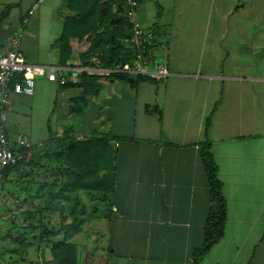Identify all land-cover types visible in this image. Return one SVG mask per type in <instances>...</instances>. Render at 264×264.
Wrapping results in <instances>:
<instances>
[{
	"label": "crops",
	"instance_id": "1",
	"mask_svg": "<svg viewBox=\"0 0 264 264\" xmlns=\"http://www.w3.org/2000/svg\"><path fill=\"white\" fill-rule=\"evenodd\" d=\"M35 1L0 0V53L10 51L12 37L22 30L20 50L26 58L41 51L42 36L49 38L42 53L49 48L55 53L53 59L29 62L83 67L79 54L89 47L85 40L72 39V57L67 65L59 64L56 41L64 17L72 15L66 0H42L23 26L22 17ZM138 21L168 37L167 47L153 52L167 62L169 76L164 80L129 76L130 84L104 79L81 114L69 112L81 91L63 89L45 78L36 80L31 97L11 91L6 126L10 147L26 153L14 118L33 114V106L41 110L42 135L28 139L33 149L2 183V191L9 182L8 193L20 189L23 194H17L25 197L19 211L11 213V223L1 226L12 230L6 238L30 226L36 219L34 208L47 203V182L57 177L44 157L49 131L57 138L68 131L80 139L96 132L109 134L117 150L115 189L76 190L58 202L67 212L78 201L83 214L81 230L67 241L74 248L67 259L71 264H194L213 207L201 159V147L210 142L226 221L222 239L200 264H264V0H139ZM46 99L53 107L42 105ZM37 153L41 159L30 160ZM32 166L39 171L32 172ZM48 221V227L58 229L60 211L42 219ZM25 238V248L13 251V256H23V263L12 259L13 264H33L28 258L33 242ZM63 238L62 233L52 241ZM43 244L40 241L37 258L59 264L64 254L54 257L51 245L42 250Z\"/></svg>",
	"mask_w": 264,
	"mask_h": 264
},
{
	"label": "trees",
	"instance_id": "2",
	"mask_svg": "<svg viewBox=\"0 0 264 264\" xmlns=\"http://www.w3.org/2000/svg\"><path fill=\"white\" fill-rule=\"evenodd\" d=\"M66 7L72 15H66L63 19V32L56 41L60 50L61 65H67L73 55L71 40L87 41L89 47L79 54L80 65L83 67H100L103 69H115L119 65L132 62L136 57V48L131 43L132 27L125 18L127 8L126 0H66ZM113 79L133 84L129 75L113 73L109 76L90 75L83 72L78 79L68 77L63 89H78L80 95L75 97L70 105L71 114H81L89 105V100L99 94L103 80ZM151 111V108H147ZM49 143L44 151L46 160L59 163L52 169L53 176L57 170L65 176L66 180L60 182L58 177L50 182V192L44 211L47 216L60 211L61 226L56 229L48 227L49 221L43 223V232L40 241L51 245L54 257L58 252L64 254L59 264H71L68 260L70 252L73 253V245L68 239L81 228L82 209H78V201L67 212L64 207H59L58 202L66 193L76 190H92L99 193H110L115 189L117 150L112 143L109 134L91 133L88 137L80 139L68 131L61 138H57L55 132L49 131ZM42 156V155H41ZM35 157V159H34ZM30 160H40L39 153ZM201 159L208 176L210 195L213 207L209 213L204 228V242L193 254L194 264H200L203 256L217 244L223 237L226 206L222 183L219 179L217 162L211 150L210 142L201 147ZM21 158L16 165L9 167L4 175L14 170L24 162ZM56 187H58L56 189ZM71 219L70 223H66ZM64 238L58 242L52 239L60 234ZM40 247V246H39Z\"/></svg>",
	"mask_w": 264,
	"mask_h": 264
},
{
	"label": "built area",
	"instance_id": "3",
	"mask_svg": "<svg viewBox=\"0 0 264 264\" xmlns=\"http://www.w3.org/2000/svg\"><path fill=\"white\" fill-rule=\"evenodd\" d=\"M42 0L35 1L22 17L23 26L29 24L35 15ZM127 8L125 18L132 27L131 43L136 48L135 59L127 64L119 65L115 69L83 68L78 66L62 67L41 65L29 62L20 50L23 33L17 32L11 39V49L8 53H0V185L4 181L6 170L17 164L27 152L33 149V145L21 139L19 144L26 149V153L15 152L9 143V138L4 128L6 111L11 105V91L17 94L31 97L35 93L36 80L45 77L48 81L63 86L68 77L78 79L83 73L90 75L109 76L113 73L125 74L134 77L147 78L161 81L169 76L167 62L155 55L154 48H166L168 37L162 38L152 30L145 29L138 21L139 0H126ZM38 264H45L40 258Z\"/></svg>",
	"mask_w": 264,
	"mask_h": 264
},
{
	"label": "rangeland",
	"instance_id": "4",
	"mask_svg": "<svg viewBox=\"0 0 264 264\" xmlns=\"http://www.w3.org/2000/svg\"><path fill=\"white\" fill-rule=\"evenodd\" d=\"M20 33H23L22 30L19 31ZM47 37H41L40 38V44H39V48L41 49V51H39L38 53L33 52L28 54L29 59H31V61L34 62H38L41 63L43 62L45 58L48 59H53V56H55V53L52 52L50 50V48L48 49V53H42L45 52L43 51L47 45L48 42ZM45 41V42H44ZM47 48V47H46ZM46 55V56H44ZM29 59L27 58V60L29 61ZM45 77H39L37 79H43ZM46 79V78H45ZM45 106V108H48L49 106L53 107V101L50 99H46L44 100L43 104ZM40 107L39 106H33V114H28L23 115V116H17L14 119H16L15 121V131L17 133V135H19L18 137H22L24 138L26 141H29L28 139H35V137L39 138V136L42 135L41 130H40V120L39 119V113H40ZM39 112V113H38ZM6 115H7V111H6ZM64 118H67L66 116ZM7 126V117H6V121L4 123V128L5 130ZM49 162L47 164L48 168H50L49 172L52 171V169H56L55 166H58L59 163L55 162V164L53 163V160H48ZM37 168L36 166H32V172H34V169ZM37 171H39V168H37ZM60 174L58 173L57 175H55V177L59 176ZM52 182V181H51ZM58 186L60 184L61 179L58 177ZM44 183V182H43ZM3 185V184H2ZM2 185H0V227L6 224H10L11 220V213L12 212H17L19 211L20 208H18L17 206L24 204V200L25 197H19V194H23L21 193L20 189L17 190L16 192H11L8 193V190H11V185L10 183H6L5 184V190L2 191ZM20 185L23 186V188H26L27 182H20ZM47 185L50 188V182H47ZM58 187H56L57 189ZM59 208V205L57 206V209ZM47 214L44 211V207L37 205L34 210H33V216L34 218H36L35 220H32V222L30 223V226H28L26 229H17L16 231H13V239H7L6 235L12 231L6 228H0V264H13V260H16V262H20L23 263L21 260V257L23 256H13V251L15 249H23L25 248V243L21 241L22 238H25L24 236L26 235L25 241H30L33 242L32 248L28 251V258L33 260V264H38L40 262V258H37L38 256V245L40 243V235L43 232V226H42V219H47V218H51L49 216H47ZM18 215V214H17ZM55 214H53L54 216ZM22 217V215H18V217ZM101 227L104 229V223L101 225ZM53 228H55L53 226ZM46 244H43L42 250H45V246ZM13 256V258H11ZM19 257V258H18ZM18 258V259H17ZM36 259V260H35Z\"/></svg>",
	"mask_w": 264,
	"mask_h": 264
}]
</instances>
